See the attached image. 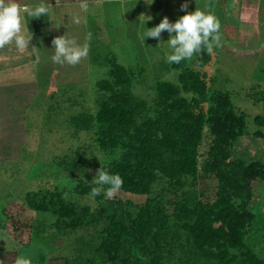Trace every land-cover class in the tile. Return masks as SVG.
Wrapping results in <instances>:
<instances>
[{
  "label": "trees",
  "instance_id": "16d2710c",
  "mask_svg": "<svg viewBox=\"0 0 264 264\" xmlns=\"http://www.w3.org/2000/svg\"><path fill=\"white\" fill-rule=\"evenodd\" d=\"M216 53L203 51L196 63L205 67ZM108 61V78L96 83V112L73 119L104 161L89 173L92 179L78 177L71 192L39 188L20 204L0 206V230L29 245L36 225L31 213L53 217L52 229L68 238L69 254L55 258L65 264H165L172 258L183 264H264L255 244L257 235L264 236V219L251 207L254 184L264 182V161L247 163L235 151L244 136L264 139V117H255L257 129L250 132L248 115L231 94L214 89L212 78L183 61L171 64L180 70L176 82H156L150 108L133 95L130 72L116 58ZM80 157L71 165L87 164ZM101 167L123 179L113 198L91 196ZM202 180L216 182L213 201L203 200Z\"/></svg>",
  "mask_w": 264,
  "mask_h": 264
},
{
  "label": "rangeland",
  "instance_id": "374dc122",
  "mask_svg": "<svg viewBox=\"0 0 264 264\" xmlns=\"http://www.w3.org/2000/svg\"><path fill=\"white\" fill-rule=\"evenodd\" d=\"M15 2L53 5L55 19L52 18L44 37L46 48L55 52L52 40L66 35L79 45L88 42L89 53L75 66L53 62L56 71L50 86L43 78L22 86V91L16 92L14 86L11 90L14 96L0 104V206L9 202L20 204L26 193L39 188L65 187L71 192L78 177L93 178L89 173L105 158L88 146L90 137L86 131H79L74 117L82 112H96L100 98L96 83L108 78L111 57L130 72L133 95L154 108L156 82H176L180 70L167 62L172 51L167 42L169 33L162 32L160 40L144 39V33L165 16L175 23L186 14L181 10L185 0H86V12L80 8L82 0ZM187 3V12L197 8L220 20L222 47L215 48L216 55L205 67L196 63V55L182 60L183 64L206 73L214 80V89L229 92L237 109L248 115L249 131H255V117H264V0H187ZM74 17L80 19L79 24L74 23ZM250 22L252 26L248 25ZM89 32L91 41L86 40ZM244 137L247 140L236 145V157L247 163L264 161V139ZM208 148L206 140L203 155ZM81 155L87 164L81 166L76 162L72 166L73 160L81 159ZM254 188L251 207L264 219V182L258 181ZM199 190L203 200L213 201L216 182L202 180ZM135 197L134 201H142ZM31 215L36 225L30 232L29 245L25 239L20 243L0 230V261L14 264L16 257L24 256L32 264H65L55 258L69 254L68 238L52 229L53 217L36 212ZM255 240L257 251L264 255V236L257 235ZM165 264L183 263L172 258Z\"/></svg>",
  "mask_w": 264,
  "mask_h": 264
},
{
  "label": "clouds",
  "instance_id": "9594fccd",
  "mask_svg": "<svg viewBox=\"0 0 264 264\" xmlns=\"http://www.w3.org/2000/svg\"><path fill=\"white\" fill-rule=\"evenodd\" d=\"M82 11L88 10V3L82 0L80 3ZM188 3L181 5V10L186 14L179 17L175 23L169 21L168 17H164L161 22L152 28H147L144 33L146 37L160 40L162 32L169 33L168 45L172 50L167 56L168 63H180L182 60H190L194 55L206 51L211 55L215 48L222 47L221 22L213 14L207 13L200 9L194 12H187ZM52 4H39L35 7L21 6L15 0L6 2L0 0V49L5 46L12 45L13 42L17 50L23 52L30 46L32 34L26 36L23 32V14H27L32 19L49 16L52 13ZM74 23L79 24L80 19L74 17ZM175 33V35H173ZM92 33L87 34V41H91ZM54 55L51 57L56 64H68L75 66L85 59L89 53V43L85 42L79 45L75 39H70L66 35L57 36L52 40ZM98 185L91 189V196L94 198L102 192L109 198L115 195L123 187V179L118 174H109L101 167L93 181ZM104 185H108L104 189ZM0 264H4L0 261ZM14 264H32L30 258L24 256L16 257Z\"/></svg>",
  "mask_w": 264,
  "mask_h": 264
},
{
  "label": "crops",
  "instance_id": "0c3cea01",
  "mask_svg": "<svg viewBox=\"0 0 264 264\" xmlns=\"http://www.w3.org/2000/svg\"><path fill=\"white\" fill-rule=\"evenodd\" d=\"M37 5L22 4L21 6L35 7ZM53 10L49 16L39 19H32L27 14H23V32L26 36L32 34L30 46L25 51L17 50L14 42L0 49V104L14 96L11 91L14 86L16 92L22 91L24 90L22 86L26 87L28 83L34 84V80H41V78L45 84L48 85L49 82L52 84L53 72L56 71L51 59L54 51L46 48L44 37L51 28L52 18L55 19ZM248 25L252 26L253 22ZM51 84L49 83V86Z\"/></svg>",
  "mask_w": 264,
  "mask_h": 264
}]
</instances>
